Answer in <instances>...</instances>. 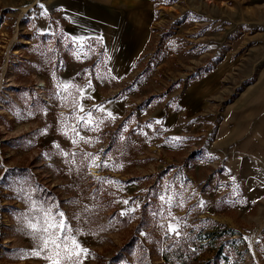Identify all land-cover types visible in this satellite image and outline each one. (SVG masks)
I'll return each mask as SVG.
<instances>
[{
  "label": "rangeland",
  "instance_id": "rangeland-1",
  "mask_svg": "<svg viewBox=\"0 0 264 264\" xmlns=\"http://www.w3.org/2000/svg\"><path fill=\"white\" fill-rule=\"evenodd\" d=\"M149 1L143 50L128 75L113 79L101 42L79 49L64 37L49 0H0V264H47L21 255L34 247L21 187L59 203L91 252L84 264H264L258 211L218 198L206 167V146L231 126L229 111L264 91V0ZM220 69L225 77L202 111L167 124L181 113L180 95ZM63 81H90V98L58 96ZM74 99L84 112H73ZM89 111L104 122L78 129L92 143H72L61 129ZM86 154L122 167H93ZM128 208L135 211L120 215Z\"/></svg>",
  "mask_w": 264,
  "mask_h": 264
},
{
  "label": "crops",
  "instance_id": "crops-1",
  "mask_svg": "<svg viewBox=\"0 0 264 264\" xmlns=\"http://www.w3.org/2000/svg\"><path fill=\"white\" fill-rule=\"evenodd\" d=\"M49 6L62 17L61 33L101 42L110 75H128L150 33L152 4L149 0H49ZM225 70H213L194 81L179 98L181 113L166 117L167 124L182 117L196 116L207 98L219 90ZM249 73L247 77L251 76ZM262 91V90H261ZM229 111L228 124H222L207 144L211 162L207 175L218 198L245 207L255 206L264 230V91ZM180 133L183 132L180 130ZM181 134V136H182ZM186 135V134H185ZM196 148V147H195Z\"/></svg>",
  "mask_w": 264,
  "mask_h": 264
},
{
  "label": "snow or ice",
  "instance_id": "snow-or-ice-1",
  "mask_svg": "<svg viewBox=\"0 0 264 264\" xmlns=\"http://www.w3.org/2000/svg\"><path fill=\"white\" fill-rule=\"evenodd\" d=\"M42 8L43 6L40 5ZM71 42L82 49L85 46V37H70ZM79 58V56L77 57ZM115 79V77H113ZM57 95L67 99L72 95L73 90L78 93L81 99L90 98L86 96L88 89L92 87L91 82L81 88L80 85L74 84L72 81L58 82L57 85ZM84 112L83 105L79 101H73V112ZM96 111L106 112V109L102 105L96 106ZM77 123L75 126L67 125L66 128L61 129L62 135L70 138L72 143H77L78 140L73 137H78L80 141L84 143H92L91 139H85L79 136L78 129H85L90 131L99 130L100 124L104 122L103 119L93 118L91 111L85 113L82 116H74ZM107 119L114 120L115 116L110 111H107ZM150 126V125H149ZM70 129L72 137H69ZM41 134H46L44 130ZM123 139V137H121ZM54 147L59 148L58 144H54ZM47 155V154H45ZM67 155V153H63ZM74 155V154H73ZM107 155V154H105ZM86 159H88L93 167L105 168L111 166L112 168L122 167L116 162L109 165L108 157L106 160H100L99 156L93 157L92 154H86ZM7 172L8 170L5 169ZM3 179V178H0ZM101 180L102 183L108 184H119V181L112 180H102V178H97ZM17 197L24 199L31 203L32 205V215L24 216L23 222L27 233L34 241V247L30 251H21V255L29 258H41L44 259L47 264H84V261L91 256L89 249L83 246L79 239V236L83 233L79 228H74L65 213L60 210L59 203L52 200L51 197L41 198L40 200L32 199V192L34 191H44L39 187L35 189H25L23 187L16 190ZM165 199V197H161ZM69 203H78L77 201H69ZM123 204L127 205L128 200L122 201ZM203 206V205H201ZM135 211L134 208H128L123 210L120 215H127L128 213ZM73 219H79L78 216H74ZM167 233H173L179 235L178 228L171 223L167 226ZM166 233V234H167Z\"/></svg>",
  "mask_w": 264,
  "mask_h": 264
}]
</instances>
